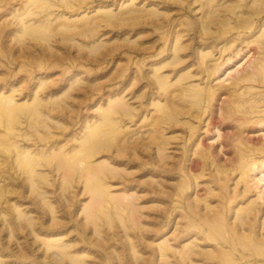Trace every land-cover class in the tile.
<instances>
[{"label":"rangeland","instance_id":"rangeland-1","mask_svg":"<svg viewBox=\"0 0 264 264\" xmlns=\"http://www.w3.org/2000/svg\"><path fill=\"white\" fill-rule=\"evenodd\" d=\"M202 1L203 19L200 0H0V264H190L189 255L210 256L214 248L189 228L193 222L170 214L180 201V179L193 191L185 171L171 174L170 167L180 165L191 125L201 124L190 116L175 117L185 125L164 118L163 88L176 86L184 71L193 74L181 79L185 85L207 84L198 70L207 59L215 63L226 44L216 36L244 1ZM259 1H246L255 14ZM253 57L242 50L212 77L218 98L198 101L216 116L201 141L220 162L229 161L235 137L233 123L221 121L227 104L221 87L252 70ZM152 115H164L160 136L169 145L150 138ZM256 127L245 137L258 147L264 123ZM208 170L200 172L201 184ZM253 173L252 194L264 200V166Z\"/></svg>","mask_w":264,"mask_h":264},{"label":"bare ground","instance_id":"bare-ground-1","mask_svg":"<svg viewBox=\"0 0 264 264\" xmlns=\"http://www.w3.org/2000/svg\"><path fill=\"white\" fill-rule=\"evenodd\" d=\"M200 1L202 3L199 6L200 14H201L200 17L203 19L205 12H206V7H205V4L203 3L204 1L202 0ZM238 1L239 2L244 1V2L239 4L238 9H235L230 13V16L233 15V19L231 20L232 23H230L231 24L230 27L226 28V30L225 29L223 30L222 28L221 30L223 31L218 33V35L216 36V38L219 40V43H222V42L226 43L225 45H223L224 47L222 46L219 49L220 55L218 56V58H214V57H213L214 59L212 58L215 61V63H212V64H210V61H208V59L206 58L209 64L205 63L206 64L205 68L198 70V72H200L201 74L203 72L207 73V78H205L207 84H204L205 86H202V88H200L201 86L199 87L198 85L197 89L196 87H197L198 82L196 83V85H194V82L190 81L188 82L187 85H185V83L182 82V80L183 81L185 80L186 82V80L190 77L193 79L192 77L193 74L191 75L189 74L191 71L190 72L184 71L178 75L179 77L175 79L174 82H172V84L176 86H172L171 88V83H168L170 84L169 88L166 87V89L168 90H164L165 87L163 88V91H165L164 95L166 94L165 104H167L169 107V109L167 107L165 110L168 109L170 112V109H171L170 113L165 112L167 114L166 116L162 115L164 116V118L166 119L174 118L177 120L178 118H175V117H178L179 115H182L184 118L190 116L191 118L199 120L201 124V126L200 125L196 126L195 124H192L191 121L189 120L190 121L189 124H192L191 125L192 127L191 126L189 127L193 128L192 137L191 135H189L190 136V137L188 136L189 138L186 137L184 139L183 141L184 144L182 143L183 149H181L182 157L180 159L181 160L180 165L177 167H174V165L173 167H170L171 174H175L176 170H181L182 172L185 171L184 174L186 173L187 175L186 177L188 178L190 177L191 180H193V187H192L193 191H192V194H190L189 192H187V190L191 188L192 182L190 183L187 178L183 177L184 176L183 174L182 176L183 178L180 179L181 185H179L180 187L179 189L181 190V192L177 193L179 195L177 196L180 197V201L176 202L177 204L175 203L172 204L173 208L170 214L173 215L174 212L177 211V215L181 214L182 216L185 217V219L181 217L182 219L188 220L190 224L191 222H193L194 225L192 224L193 226H191L189 224L190 225L189 228L192 227L195 230V232L202 234V237L204 238V240L214 248L212 252L213 254L210 253V256H208L209 255L208 252L210 249L207 250L208 252H206L208 253V255L200 251L201 253L198 254L199 257H195V259L193 258L194 256H192L193 254L191 256L187 255L188 257H190V259H188L190 260L189 262L190 264H193L196 259L198 261L206 259V261L208 260V262L212 264H264V205H262V202L260 201L263 199H260L261 193L257 195H254V193L252 194L253 189H252V184L250 183L252 182L251 177L253 176L252 174H254L253 172H255L256 169L258 170L259 167L264 166V156L262 158V155L261 157L260 155L259 156L256 155V153L257 154L259 153L258 150H261V152L264 153V144L263 145L261 144L262 146L257 145L258 147H255L253 145L254 143L253 144L249 143L248 138L245 137L246 135L245 133L247 130L255 129L257 128L256 125L259 126L262 123H264V98L261 97V96H264V8H263L264 3L261 4L262 1L260 2L258 0L263 7L260 9L258 13L255 14L249 8L250 7L249 3L251 4V2H246L247 0H238ZM224 3H225L224 6H226V0H224ZM224 8L223 9L222 7L220 8L224 11H220V9H219V12L217 11L219 14V18L222 17L223 19H225V17L229 16L228 14L225 13L227 9L226 8L224 9ZM229 20L230 18L227 21ZM257 32L259 33L257 34ZM226 34H229L228 37L225 36ZM244 49H247V51L251 52L252 56H254L253 57L254 59L252 60V62L249 63L250 66L252 67V70L250 71L246 70L247 71L246 73H241L239 74V76H236L231 81V83H229V85L227 84L221 87V90H222L221 92L224 93L226 96V98L224 96V100L227 101L225 102V104L226 103L227 104H226L225 113H222L223 115L222 119L220 118V116L218 118L221 119V121H223L224 119L225 121L233 123L232 125L233 130H231L233 131L232 132L233 134L231 132H229V134L235 136L234 139H231L232 148L230 149L232 152H231L230 159H228L229 161L227 163H224V162L219 161L220 159L217 158L218 155L217 156L214 155V153L211 151L209 147L208 148L204 147L205 144L203 145L204 142L202 143L201 141L204 139L201 136L203 135L202 133L207 132L210 130V128H212L211 126L215 124L214 118L216 116L211 117L210 114L212 113L210 112L207 113V109H204V108H203L204 110L200 109L201 107L200 105H202L203 103L198 102V101H203L202 98L206 97L209 101L211 100V102H213L215 100L214 98H218L216 96L215 88L212 87L214 85L211 86V84H209L211 83V80H213L212 77L214 78L216 76L217 71H220L221 68L224 67L225 64H228V62L232 60L235 56H238L239 54H241L242 50ZM208 56L210 57L209 54ZM172 62L174 61L172 60ZM201 62L203 64V61ZM180 69H183V68L182 67L178 68V71ZM164 75L162 77L163 80L165 77ZM167 77L168 75H166L165 78ZM168 84L167 86H169ZM194 86H195V89H194ZM243 86H246V92L244 91V93L240 91V90L245 89V88L240 89ZM188 96L189 97L191 96V97L189 98ZM258 96H260V98ZM192 97L198 103L196 102L193 103L192 101H190L191 103L194 104V105L192 104L193 106L192 105L190 106V104L187 102H189L188 99H191ZM207 99H205L206 104H208ZM199 103H200L199 105L200 107L198 106ZM165 104L163 108L166 107ZM211 105L213 108L214 104L211 103ZM158 106L160 107V105ZM194 106L195 107L198 106L199 108L198 107L197 108L200 110H198ZM243 106L246 107V109H244L245 111L239 110L241 111L239 113L238 109L243 108ZM194 109H197V110H194ZM162 116L152 115V118H151L152 120L149 123L151 124L150 126L152 127V129L149 128L150 130L149 133L153 130L150 138L154 141L157 139L161 141L164 138L163 134H161V136L163 135V137L160 136V133L162 132V129H163V120H165L163 119ZM184 118H182V121L180 122L181 124L185 125L186 122L185 123L183 122L185 121ZM174 119L172 120L174 123L175 122H177L176 124L180 123L179 122L180 119H178V121ZM170 120L171 119H169L168 121ZM189 121L187 120V122ZM232 121H234L235 123ZM173 122H171V124ZM127 127L128 126H126V128ZM126 128L122 131L124 133V134L122 133L123 138L127 137L124 135L127 133V130L129 128H127V130ZM190 129L188 130L190 131ZM184 134H183V137H184ZM174 136L176 137L177 135H174ZM193 137H195V139H193ZM167 138L163 139L160 144H162L164 140L165 142H169V141H166ZM180 140H181V136H180ZM225 140H228L227 137ZM165 142H163V144H165ZM231 142L229 141V143ZM251 142H254V141L252 140ZM88 144L90 143L88 142ZM167 144L169 145V143ZM175 144H179V143H175ZM190 145H192V154H191L192 156L190 155L191 157L189 158L188 150H189ZM229 145L230 144H228V146ZM168 156L171 157V155H168ZM186 161L189 162V166H187L188 163L185 164ZM207 169H210L208 170L210 175H207L209 176V178L207 179L206 184H204L205 183L204 182L202 183L203 186L200 187V185L202 184L200 183V181H198L199 174L201 172V174L203 175L201 174L200 175L204 177L205 175L204 172ZM101 173H104V172H101ZM179 178L181 177L179 176ZM178 182L179 181H177V183ZM252 183H254V181ZM257 190H259V188ZM261 190H264V189H261ZM210 198H213L215 202H217V204L215 203L213 204L212 202H210L209 201ZM202 203H203V207L205 208V211L203 210L204 208L201 207ZM174 217H176V215ZM179 217L180 216H178V218ZM236 220H240L241 222L243 221V223L238 224L239 222L237 223ZM196 223H198V225ZM189 228L187 229L189 230ZM189 232H192V231H189ZM186 246H187V243H186ZM191 252L192 251L190 250L189 253L191 254Z\"/></svg>","mask_w":264,"mask_h":264}]
</instances>
